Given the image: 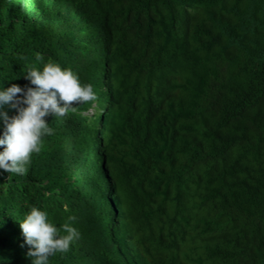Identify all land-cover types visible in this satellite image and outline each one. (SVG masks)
Here are the masks:
<instances>
[{
  "label": "trees",
  "instance_id": "1",
  "mask_svg": "<svg viewBox=\"0 0 264 264\" xmlns=\"http://www.w3.org/2000/svg\"><path fill=\"white\" fill-rule=\"evenodd\" d=\"M49 60L97 99L0 169V264L33 207L80 233L49 264H264V0H0V90Z\"/></svg>",
  "mask_w": 264,
  "mask_h": 264
},
{
  "label": "clouds",
  "instance_id": "2",
  "mask_svg": "<svg viewBox=\"0 0 264 264\" xmlns=\"http://www.w3.org/2000/svg\"><path fill=\"white\" fill-rule=\"evenodd\" d=\"M37 61L43 57L36 56ZM25 78L35 87L21 88L12 84L0 90V119L4 132L0 138V169L10 174H26L33 154L40 153L43 138L54 130L49 127V116L64 117L75 113L74 105L95 101L97 95L92 84H81L79 77L71 69H62L52 61L44 64L42 71L31 68ZM20 94V95H18ZM5 105L16 110L9 116L3 111ZM69 221L74 222L75 216ZM20 223L25 243L29 246L27 255L31 264H49V257L57 253H67L72 243L80 238L79 231L64 223L59 228L48 221L45 211L33 207Z\"/></svg>",
  "mask_w": 264,
  "mask_h": 264
}]
</instances>
